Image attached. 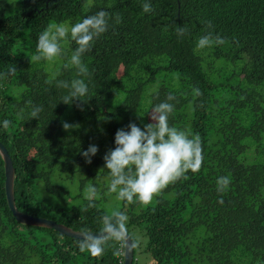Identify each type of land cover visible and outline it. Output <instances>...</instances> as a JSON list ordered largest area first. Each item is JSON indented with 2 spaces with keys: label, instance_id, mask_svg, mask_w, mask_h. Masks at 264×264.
<instances>
[{
  "label": "trees",
  "instance_id": "trees-1",
  "mask_svg": "<svg viewBox=\"0 0 264 264\" xmlns=\"http://www.w3.org/2000/svg\"><path fill=\"white\" fill-rule=\"evenodd\" d=\"M144 2L0 0V73H7L0 121H10L0 127V142L15 169V205L73 230L98 231L110 213L101 205L110 199L103 157L115 147V133L130 122L150 123L145 113L171 93L169 124L200 136L203 163L146 206L121 202L132 240L131 229L146 236L150 264H264V0H151V13L143 12ZM100 10L112 19L82 57L89 94L65 104L68 90L58 81L76 78L75 68H63L75 44H62L65 57L52 73L31 61L38 36L51 23L73 24ZM209 32L223 43L198 50L196 41ZM238 61L240 73L226 71ZM34 106L42 108L38 119L30 118ZM68 118L79 127L65 130ZM90 145L99 151L89 164L81 153ZM251 146L256 157L247 161ZM220 176L231 180L224 193L216 191ZM65 177L79 187L75 195L61 185ZM87 183L105 189L93 208L83 198ZM4 184L0 156V264H123L113 247L93 257L80 251V239L17 221ZM59 198L79 202L63 206Z\"/></svg>",
  "mask_w": 264,
  "mask_h": 264
},
{
  "label": "clouds",
  "instance_id": "clouds-1",
  "mask_svg": "<svg viewBox=\"0 0 264 264\" xmlns=\"http://www.w3.org/2000/svg\"><path fill=\"white\" fill-rule=\"evenodd\" d=\"M144 13L153 11L151 0H145L142 8ZM112 15L100 10L93 15H88L76 23H51L42 31L37 40L36 54L31 61L52 62L63 55L62 44L74 42L75 48L71 51L64 69L75 68L76 78L70 81H58V87L67 89V94L60 101L72 104L73 101H85L89 94V84L84 77L89 74L88 66L83 63L82 57L89 52L95 41L109 29V20ZM116 22L121 18L117 15ZM209 27H211L209 23ZM186 29L177 27V34L184 35ZM223 43V38L209 32L202 35L196 41V48L202 50L213 44ZM15 69H9L14 72ZM7 73H0L3 79ZM199 94V90H196ZM176 97L171 93L160 103L152 106L150 112H146L150 123L138 126L130 122L126 128L118 129L115 133V147L105 153L104 167L107 169L108 182L107 194H114L115 200L125 205L139 204L146 206L153 201L170 184L175 183L181 177L186 178V173L200 171L203 163L201 138L198 134H192L187 130H181L169 124V116L173 113ZM31 104V101L28 102ZM41 107L34 106L30 112V118H39ZM139 115L141 118L145 116ZM10 121H0V127L8 128ZM79 125L63 124L68 130ZM99 151L97 145H90L81 154L86 163H91L92 158ZM231 180L228 176H220L216 180V191H227ZM100 190L96 184H88L83 198L88 202L87 207L93 208L100 198ZM219 203H223L221 199ZM129 216L119 208L112 210L101 218V227L98 231H90L84 228L80 232L79 249L93 257L101 256L106 247L114 248V255L121 256L125 251H132L139 246V240H132L128 230Z\"/></svg>",
  "mask_w": 264,
  "mask_h": 264
},
{
  "label": "water",
  "instance_id": "water-1",
  "mask_svg": "<svg viewBox=\"0 0 264 264\" xmlns=\"http://www.w3.org/2000/svg\"><path fill=\"white\" fill-rule=\"evenodd\" d=\"M0 156L4 162V175H5L4 187H5L7 204H8L9 209L11 210L13 216L16 218V220L21 222V223L32 225V226L45 227V228L53 229V230L59 232L62 235H65L67 237L80 239V232L81 231L73 230L70 227H67L61 223H57L51 219H47L44 217H35V216L26 214V213L18 210V208L15 205V199H14L15 169L13 166L12 159H11L5 145L1 142H0ZM123 256H124L123 264H132L133 250L130 252L125 251Z\"/></svg>",
  "mask_w": 264,
  "mask_h": 264
},
{
  "label": "rangeland",
  "instance_id": "rangeland-1",
  "mask_svg": "<svg viewBox=\"0 0 264 264\" xmlns=\"http://www.w3.org/2000/svg\"><path fill=\"white\" fill-rule=\"evenodd\" d=\"M61 57H65V53L63 52V55L61 56ZM57 60V59H56ZM55 61V60H54ZM54 61H52V62H48V61H39L41 64H43V67L45 68V69H47L48 71H50V72H54L57 68H55L56 67V65H55V67L54 68H52L51 66H54ZM243 65V61H238L237 63H229V67H227V70L226 71H231V70H236L237 71V73L239 72V70H240V67ZM51 68V69H50ZM56 72V71H55ZM240 73V72H239ZM264 105V104H263ZM97 114L98 113H100L101 112V110L100 109H96V111H95ZM67 121H70V125H72V123H73V121L71 120V118H68L67 120H66V122ZM253 149H254V146H251V148L249 149V150H247L244 154V156L247 158L246 160L247 161H252L255 157H256V154H255V152H253ZM57 180H60V179H57ZM57 180H55V183H58L57 182ZM60 182V181H59ZM61 185H63L65 188L67 187L70 191H71V193L73 194V195H75L77 192H78V188L79 187H76V186H73L74 188H72L71 186V181L69 180V179H66V177H65V179H63V181H61ZM87 185H88V183H87ZM105 190V189H104ZM103 190V187H100V191H104ZM105 194H107V191H105ZM109 195V194H108ZM44 196L45 197H48L47 196V194H45L44 193ZM108 196H106L105 198H107ZM110 199H108V200H106V199H103V200H101V205L104 207V208H106L107 210H109L110 212L112 211V210H114V209H117V208H119L120 207V204H121V202H117L116 200H115V196L114 195H112V194H110ZM79 201H78V199H66V198H59L58 199V203L60 204V205H63V206H71L72 204H77ZM131 231H132V233L135 235V237H136V240H139L140 241V243H139V246H140V248L138 249V252H137V254H136V261H135V264H150V262H151V259H150V257H149V254L146 252V241H147V238H146V236L145 237H143V235H141V234H137V229H136V232L135 231H133L132 229H131ZM214 233H215V237H214V239L216 240V241H218V240H220V238H221V233L219 232V230L217 229V230H214ZM143 244H145V247L143 246ZM138 246V247H139Z\"/></svg>",
  "mask_w": 264,
  "mask_h": 264
},
{
  "label": "bare ground",
  "instance_id": "bare-ground-1",
  "mask_svg": "<svg viewBox=\"0 0 264 264\" xmlns=\"http://www.w3.org/2000/svg\"><path fill=\"white\" fill-rule=\"evenodd\" d=\"M4 93H5V92H4ZM5 94H6V93H5ZM5 94H4V95H5Z\"/></svg>",
  "mask_w": 264,
  "mask_h": 264
}]
</instances>
